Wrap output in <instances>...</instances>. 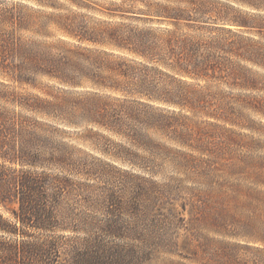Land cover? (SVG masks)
Returning a JSON list of instances; mask_svg holds the SVG:
<instances>
[{
  "label": "trees",
  "instance_id": "16d2710c",
  "mask_svg": "<svg viewBox=\"0 0 264 264\" xmlns=\"http://www.w3.org/2000/svg\"><path fill=\"white\" fill-rule=\"evenodd\" d=\"M19 1L56 8L45 0ZM64 1L103 19L90 24L86 15L76 11L43 16L39 9L19 2L0 8V75L20 85L33 83L35 75H45L62 85L86 83L110 92L115 96L109 99L118 105L111 115L104 108L107 102L100 104L102 98L97 95L80 101L82 114L88 122L130 137L139 146H144L139 139L145 129L168 130L176 117L174 112L167 116L169 112L153 103L193 112L210 106L213 118L237 126L245 104L264 115V101L250 94L264 90V76L256 71H264V45L245 36L246 30L259 29L254 17L229 7L219 9L217 0H108L94 3L95 7L87 0ZM20 31L30 37L23 38ZM250 99L253 103L249 104ZM47 102L36 99L27 106L42 112L38 103ZM26 127L23 120L7 123L0 117V159L36 165L41 157L37 146L42 145L26 137ZM55 149L47 148L50 161L59 162L53 158ZM228 150V142L212 150L199 175V183L207 188L203 195L217 202L232 198L236 204L239 196L259 198L258 191L243 192L234 185L233 194L223 191L221 179L231 160ZM71 192L66 176L8 171L0 165V206L13 200L17 204L7 216L0 211V264H64L66 255L62 254L68 252L72 264H129L124 247L108 248L105 256L97 248L68 246L69 237L57 235L76 233L58 213L61 199ZM192 193L202 197V191ZM139 196L146 198L142 192ZM113 199L109 198L107 206V233L112 238L129 237V231L124 233L118 225L119 204ZM137 200L130 205L137 206ZM84 201L93 206L90 197ZM87 216L77 226L90 233L98 231L94 217Z\"/></svg>",
  "mask_w": 264,
  "mask_h": 264
},
{
  "label": "rangeland",
  "instance_id": "374dc122",
  "mask_svg": "<svg viewBox=\"0 0 264 264\" xmlns=\"http://www.w3.org/2000/svg\"><path fill=\"white\" fill-rule=\"evenodd\" d=\"M45 1L56 8L19 0H0V8L19 2L39 9L43 16L76 11L86 15L84 19L90 24L103 19L97 13L72 8L64 0ZM87 1L95 7L94 3L102 5L108 0ZM217 1L219 9L229 7L254 17L259 29L246 30L245 36L264 45V0ZM20 34L30 37L24 31ZM256 71L264 76V71ZM250 94L264 101V90ZM92 95L102 98L100 104L107 102L104 108L109 115L118 109L116 102L109 99L115 95L86 83L70 87L45 75H35L33 83L20 85L0 75V117L7 123L23 120L28 130L26 137L32 136L42 145L37 146L41 157L35 166L3 159L0 165L8 171L43 172L69 179L72 192L61 199L58 213L76 233H57L69 237L68 246L77 244L81 250L89 251L97 248L106 256L108 248L119 245L125 248L122 253L129 264H264V115L245 104L237 126L213 118L210 106L193 112L153 103L169 112L167 116L174 112L176 117L171 119L168 130L145 129V136L139 139L144 146H139L130 137L87 121L79 103ZM36 99L48 101L38 103L42 112L27 106ZM226 142L231 160L221 179L223 191L233 194L230 188L234 185L243 192L258 191L259 198L239 196L236 204L232 198L217 202L203 195L207 188L199 183V175L212 150ZM49 147L56 148L53 158L60 163L50 161ZM42 162L45 163L41 165ZM192 190L202 191V197ZM140 192L146 198L139 196ZM87 196L93 206H87ZM109 198L119 204L118 225L124 233L129 231V237H109ZM137 198L138 205L131 206ZM3 205L0 211L6 216L17 209L14 200ZM87 215L94 217L98 231L90 233L84 226H77L89 218ZM62 255H66L64 264H72L69 252Z\"/></svg>",
  "mask_w": 264,
  "mask_h": 264
}]
</instances>
